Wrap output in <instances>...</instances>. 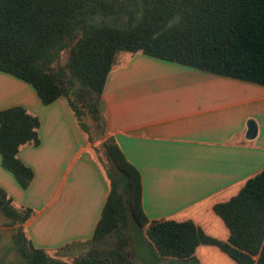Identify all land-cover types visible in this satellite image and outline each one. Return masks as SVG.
<instances>
[{"label":"trees","instance_id":"16d2710c","mask_svg":"<svg viewBox=\"0 0 264 264\" xmlns=\"http://www.w3.org/2000/svg\"><path fill=\"white\" fill-rule=\"evenodd\" d=\"M121 53L264 86V0H0V72L30 85L44 105L67 101L109 183L89 249L70 264H138L130 247L137 232L164 264H199L201 245L236 264H264V170L213 207L225 242L192 221L145 216L141 175L105 131L102 93ZM38 128L21 106L0 110L1 166L22 189L33 172L18 150L39 145ZM1 216L13 231L1 264H67L32 246L23 231L32 210L14 207L2 189Z\"/></svg>","mask_w":264,"mask_h":264},{"label":"crops","instance_id":"0c3cea01","mask_svg":"<svg viewBox=\"0 0 264 264\" xmlns=\"http://www.w3.org/2000/svg\"><path fill=\"white\" fill-rule=\"evenodd\" d=\"M122 54L102 93L105 131L141 175L145 216L192 221L227 241L229 231L213 207L264 170V86ZM15 106L38 118L40 143L18 150L33 172L26 189L2 168L0 157V189L14 207L32 210L23 225L32 246L70 264L76 257L69 259L64 248L92 238L108 180L64 98L44 105L30 85L0 72V110ZM249 124L256 130L251 139ZM209 255L225 254L213 246L196 249L200 264Z\"/></svg>","mask_w":264,"mask_h":264},{"label":"rangeland","instance_id":"374dc122","mask_svg":"<svg viewBox=\"0 0 264 264\" xmlns=\"http://www.w3.org/2000/svg\"><path fill=\"white\" fill-rule=\"evenodd\" d=\"M109 23H112V21L109 20ZM126 55L127 54L124 53L121 55V57L126 56ZM3 223H4V218L1 216L0 217V249H1L0 259L1 261L3 258L6 257L5 252L7 248L11 246L12 244L11 235L13 233L12 229L4 227ZM130 247H131L132 252L134 253L136 263L138 264H164L162 261L158 259L157 255L154 252L153 247L147 240L144 232L143 233L137 232L133 234ZM72 248H69L70 250V255H68L69 259H74L75 257H78L81 254H85L89 249L88 245L77 246V247H74V249ZM11 253H15V251ZM10 256H12V258L14 259L17 258L16 254H11ZM222 256L223 257H218L215 255L206 256L204 257V264H235L227 256L225 255H222ZM52 258L56 260L54 256Z\"/></svg>","mask_w":264,"mask_h":264},{"label":"water","instance_id":"95a60500","mask_svg":"<svg viewBox=\"0 0 264 264\" xmlns=\"http://www.w3.org/2000/svg\"><path fill=\"white\" fill-rule=\"evenodd\" d=\"M255 133H256L255 127L252 124H249L248 132H247L246 137L248 139H251V138H253L255 136Z\"/></svg>","mask_w":264,"mask_h":264}]
</instances>
